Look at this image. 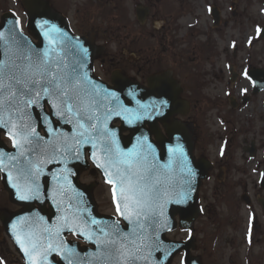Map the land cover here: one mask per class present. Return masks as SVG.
Instances as JSON below:
<instances>
[{
  "label": "rangeland",
  "instance_id": "obj_1",
  "mask_svg": "<svg viewBox=\"0 0 264 264\" xmlns=\"http://www.w3.org/2000/svg\"><path fill=\"white\" fill-rule=\"evenodd\" d=\"M52 1L63 9L74 31L90 34L97 45L106 46L107 58L113 57L119 64L130 61L128 74L138 81L145 82L153 69L173 68L174 62L181 64L184 59L189 60L192 71L186 78L191 84L184 86L187 95L184 96L191 98L193 109L186 120L193 123V135L203 143L200 144L203 151L196 147V158L203 154L202 157L214 163L200 191L204 213L193 225L196 245L192 254L203 264H264V212L260 202L264 199V190L260 187L264 171V93L240 108L231 106V99L240 98L241 87L245 86L244 93L247 92L242 68L245 57L241 49L246 51V41L255 38L257 23L264 15L256 2L252 13L248 14L241 8L237 12L236 0H222V13L228 25L215 30L210 25L203 0H180L179 5L176 0ZM139 5L151 6L145 28H141L136 17ZM5 11H16L26 30L27 16L21 0H0V17ZM159 21L160 30L155 28ZM139 31L148 32V42L139 43L147 50L142 56L127 48L129 38ZM207 42H211L213 48L210 59L205 58ZM234 42L240 46L237 57L232 55ZM254 44L264 59V42ZM188 49L191 51L182 57ZM153 58H157L156 64ZM105 63L106 67L96 64V73L106 80L110 69L109 63ZM229 63L241 71V76L234 81L230 80ZM196 80L202 81L200 87L196 86ZM209 101L215 106L211 107ZM254 140L258 151L252 159L244 147H251ZM91 181L99 186L95 190L99 209L116 214L111 187L102 178H93L87 173L81 179L86 184ZM245 193L250 195L251 207L241 200ZM14 207L0 179V212ZM188 235L180 227L168 238L180 241ZM182 257L183 254L177 256L172 264H184ZM0 264H24L1 223Z\"/></svg>",
  "mask_w": 264,
  "mask_h": 264
},
{
  "label": "water",
  "instance_id": "obj_2",
  "mask_svg": "<svg viewBox=\"0 0 264 264\" xmlns=\"http://www.w3.org/2000/svg\"><path fill=\"white\" fill-rule=\"evenodd\" d=\"M23 6L28 13V28L32 35L39 39V43L34 44L31 37L22 32L19 19L15 13H9L4 15L0 25V33H3L4 36V39L0 40V52H3L6 44L11 45L9 37L12 34H15L18 39L28 41L33 48L41 51L54 48L56 53L62 55L63 44L65 40H68L76 46L75 49L67 52L68 61L73 59V52L78 50V54L83 55V49H87L85 70L99 86L102 96L104 90H107L108 97L104 100V103L108 107L115 109L108 119V126L115 133V139L119 147L125 152L134 149L139 153H147L149 159L156 167V175L159 177L162 189H166V194L160 201V207L155 209L156 217L159 220V223L155 226L156 231L153 232L152 229H148L145 233L149 237L148 243H151V237L154 236L158 239L160 247L158 250L154 248L142 249L138 264H171L172 259L181 253L182 250L186 252L184 257L186 264H202L198 258L191 256L195 241L193 236L186 242H176L166 238L169 232L177 228V215L181 216L180 225L182 227L189 230L192 228V223L199 217L200 213L197 200L198 191L202 183L201 180L208 177L211 168V163L205 159H200L199 162L194 160L193 141L189 130L191 126L187 127L178 120L167 122V120L175 117L176 114L186 115L189 109L190 104L180 98L183 94L181 84L175 79L172 72L152 75L148 79L149 87L132 82L119 73H114L112 77V83L115 87L105 84L93 75L94 59L103 49L95 47L85 37L76 36L70 30L69 24L63 16L52 10L50 0H23ZM138 14L141 19H144V13L139 11ZM52 26L59 29V33L52 34L55 36V41L50 44L52 36H46L44 33ZM10 29L12 30L11 32L9 31ZM28 111L32 113V119L29 120L25 117V123L31 124L37 132L44 135L41 133V130H43L42 125L37 120V113H40V109L36 108L34 110L30 106ZM44 111L47 112L46 107ZM0 116H3L4 120L9 119V114L2 110H0ZM12 119L16 122L15 113H13ZM51 119L55 120V118ZM119 121L121 125L115 126L114 123ZM159 122L166 129L165 135L159 127ZM44 123L47 124V121ZM52 127L55 130L51 135L45 136V141L56 143L62 147L60 137L66 136L71 126L53 123ZM0 131H4L7 136L17 133L16 140L20 141L22 139L16 128H12L11 132L7 128ZM124 131H133V134L130 138L125 139L122 135ZM153 135L156 140L152 138ZM27 147L25 145L21 149L14 145V149L11 150L0 140V170L4 175L3 179L6 189L9 191L12 201L26 206L23 211L10 216L2 215L1 220L7 234L17 246L25 263L28 264L27 257L16 243L12 225L20 217L31 222L43 216L44 221L40 222L41 227L52 228L55 231L58 226L65 223L64 218L67 217L68 227L73 228L74 231L68 232L65 229L61 232L60 239L56 243L59 245L62 241L63 247L58 246L49 253L48 264H97L95 256L99 252L98 245L100 241L97 239L96 243L91 242L89 232L92 226L83 223L84 217H94L99 221L108 223L114 220L125 231H130L131 226L127 225V222L122 219L120 214L121 220L116 217L100 216L97 213L96 204L92 196L93 187H83L79 184L81 170L89 166L87 155H85V152L90 151L89 146L80 147L79 158H76L75 151H70L66 155L57 153L55 160L40 157V159L46 160L42 165L44 171L40 177L41 189L44 191L46 185L48 194V198L42 203L35 200H19L17 198L19 193L9 182L11 177L16 175V160L13 157L17 158V160H23L20 152L23 150L27 155ZM68 147L70 149L72 147L70 139L68 140ZM89 159L93 162L90 155ZM93 164L95 163L93 162ZM100 170L104 175L103 170ZM54 176H65L66 180L57 182V180L53 179ZM188 181H190V185L187 183ZM61 189L66 190V194ZM72 189L82 193V197L77 199ZM52 197H56V200L54 201ZM69 197H71V201ZM177 200H181L182 203H176L175 201ZM244 200L248 202V197L244 198ZM56 203H60L61 207L59 209L56 208ZM47 205H49V209L46 207ZM122 221L125 223L124 226ZM77 232H83L84 236L77 235ZM17 234H20L19 229ZM68 234H74L77 238H81L88 246L82 247L75 241L68 242ZM69 250L72 252L70 257L66 255ZM58 257L59 259H57Z\"/></svg>",
  "mask_w": 264,
  "mask_h": 264
},
{
  "label": "snow or ice",
  "instance_id": "obj_3",
  "mask_svg": "<svg viewBox=\"0 0 264 264\" xmlns=\"http://www.w3.org/2000/svg\"><path fill=\"white\" fill-rule=\"evenodd\" d=\"M53 33H59L55 26L44 33L52 36L50 44L55 41ZM3 39V33H0V40ZM9 39L11 45L6 44L3 52H0V110L7 112L9 119L4 120L0 116V130L7 128L11 132L12 128H16L22 139L17 141V133H12L10 138L13 144L21 149L28 146L27 155L23 150L20 152L23 160L13 157L16 160V175L9 182L19 193L17 198L41 203L48 198L46 185L42 191L40 183L44 171L42 165L46 160L40 157L55 160L57 153L66 155L75 151L76 158H79L80 147L89 146L90 151L85 155H90L96 167L103 170L106 182L112 186L116 210L131 226L130 231H125L114 220L108 223L94 217H84L83 223L92 226L89 232L91 242L100 241L95 260L97 264H138L142 249L158 250L160 247L157 238L151 237V243H148L149 237L145 235L148 229L156 231L159 220L155 209L160 207V201L166 194L156 175L155 165L147 153L134 149L125 152L119 147L115 133L108 126V119L115 109L104 103L108 97L107 90L102 96L99 86L85 70L87 49H83V55L78 54V50L73 52V59L68 61L67 52L76 48L68 40L63 44L62 55L56 53L54 48L43 51L33 48L28 41L18 39L15 34ZM30 106L34 110L40 109L37 120L42 125L44 135L24 121L25 117L32 119V113L28 111ZM45 107L49 111L45 112ZM13 113L16 122L12 119ZM53 123L71 126L67 135L60 137L62 147L45 141V136L55 130ZM69 139L71 149L68 147ZM53 179L59 182L66 180V177L54 176ZM187 183L190 185V181ZM72 191L77 199L83 195L75 189ZM52 199L55 201L56 197ZM175 202L182 203L181 200ZM55 206L57 209L61 207L60 203ZM64 220L65 223L55 231L41 227L43 216L31 222L20 217L12 225L16 243L27 257L28 264H48L49 253L58 246L63 247L62 241L59 245L56 243L61 232L65 229L74 231L68 227L67 217ZM18 229L20 234H17ZM76 234L84 236L83 232ZM66 255L70 257L72 252L69 250Z\"/></svg>",
  "mask_w": 264,
  "mask_h": 264
},
{
  "label": "flooded vegetation",
  "instance_id": "obj_4",
  "mask_svg": "<svg viewBox=\"0 0 264 264\" xmlns=\"http://www.w3.org/2000/svg\"><path fill=\"white\" fill-rule=\"evenodd\" d=\"M177 3H180V0H176ZM195 1V0H194ZM236 3H238V7H237V12L239 10V8L242 9L243 12L251 14L252 12V8H255V4L254 2H256L258 8H260V11H262L264 13V0H236ZM203 4H205L204 8H205V12L206 14L209 16V21H210V25H212V28L216 30L220 29L223 25H228V20L224 19V15L222 13L223 8L224 7V2H222V0H203L202 2ZM203 8V9H204ZM233 8V7H232ZM231 10V9H230ZM234 10V8H233ZM236 12V13H237ZM215 16H217V22L219 25H215ZM259 20V24L257 23V32H256V36L254 39H250L249 41H246L245 45H246V51L244 49H241L242 52L244 53V57H245V61H244V66L242 68H244V72H243V79H245L247 81V92L244 93V87H241V95L240 98H237L236 100L231 99V105L232 108H240L242 105H246L247 103H245V100L249 102H252V99L254 97L263 95V93L259 94V95H255L254 94V79L252 77V75L254 76V78L258 79V80H263V76L258 75V73H261L262 70H264V59L263 56H260L259 51L255 49V44L256 42H264V37L262 34V29L264 26V15L262 18ZM211 46L212 43L208 42ZM210 46V54L213 52V48ZM232 51H233V57H237L240 51V46L237 43H232ZM230 70L231 76H230V80H232L234 78V80H236V78H238V76H241V71L238 72L235 68L232 67V65L229 63L228 67ZM252 73V75H251ZM109 80V79H108ZM232 80V81H234ZM231 94L228 96L230 97ZM234 103V106L233 104ZM251 145L253 146V153L256 156L257 154V146L255 144V140L251 143ZM249 147L245 146L244 150H248ZM199 150H202V147L199 148ZM90 173V172H88ZM94 174H96L95 172H92ZM1 176V174H0ZM202 198H200L201 201ZM17 210V208H14L13 210Z\"/></svg>",
  "mask_w": 264,
  "mask_h": 264
},
{
  "label": "bare ground",
  "instance_id": "obj_5",
  "mask_svg": "<svg viewBox=\"0 0 264 264\" xmlns=\"http://www.w3.org/2000/svg\"><path fill=\"white\" fill-rule=\"evenodd\" d=\"M161 23H157V27H160Z\"/></svg>",
  "mask_w": 264,
  "mask_h": 264
}]
</instances>
